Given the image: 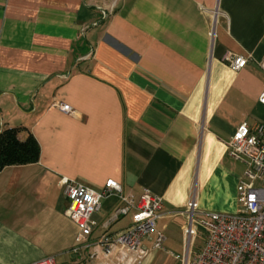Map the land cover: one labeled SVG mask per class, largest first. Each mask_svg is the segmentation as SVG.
I'll list each match as a JSON object with an SVG mask.
<instances>
[{
  "label": "crops",
  "instance_id": "obj_1",
  "mask_svg": "<svg viewBox=\"0 0 264 264\" xmlns=\"http://www.w3.org/2000/svg\"><path fill=\"white\" fill-rule=\"evenodd\" d=\"M228 51L253 60L234 70ZM263 57L264 0H0V131L31 132L41 149L0 169V264L101 262L71 251L64 176L161 195L165 241L192 197L201 211L236 212L246 165L228 142L243 121L264 122ZM120 203L103 198L91 239L130 225L131 214L112 220ZM145 244L143 264H158Z\"/></svg>",
  "mask_w": 264,
  "mask_h": 264
},
{
  "label": "built area",
  "instance_id": "obj_2",
  "mask_svg": "<svg viewBox=\"0 0 264 264\" xmlns=\"http://www.w3.org/2000/svg\"><path fill=\"white\" fill-rule=\"evenodd\" d=\"M209 34L214 37V27ZM224 60L234 70L244 68L253 57L228 51ZM264 71V57L258 62ZM264 104V88L259 94ZM65 112H73L69 103H58ZM230 154L245 163L244 177L237 190L239 208L234 213L201 211L199 202L192 197L182 211L186 216L183 225L185 261L187 264H264V122L243 121L232 134L229 142ZM63 193L69 203L68 215L76 222L79 231L73 253L91 251V258H102L99 264H143L150 253L145 244L152 240V248H161L166 239L163 230L157 228V220L164 214L163 197L144 190L138 198L125 195L121 184L114 178L96 190L73 178L64 176L60 180ZM115 194L120 204L113 211L112 220L131 214V223L115 233H103L91 239L93 225L91 217L100 210L103 198ZM200 216L206 219L205 243L189 260L198 234ZM155 236L151 238V235ZM30 264H56L54 256H46Z\"/></svg>",
  "mask_w": 264,
  "mask_h": 264
},
{
  "label": "trees",
  "instance_id": "obj_3",
  "mask_svg": "<svg viewBox=\"0 0 264 264\" xmlns=\"http://www.w3.org/2000/svg\"><path fill=\"white\" fill-rule=\"evenodd\" d=\"M19 131L17 127H7L0 131V169L39 160L41 149L36 137L29 132L22 139Z\"/></svg>",
  "mask_w": 264,
  "mask_h": 264
},
{
  "label": "rangeland",
  "instance_id": "obj_4",
  "mask_svg": "<svg viewBox=\"0 0 264 264\" xmlns=\"http://www.w3.org/2000/svg\"><path fill=\"white\" fill-rule=\"evenodd\" d=\"M206 218L200 216L197 222L198 234L195 238L193 252H196L205 243L206 227L203 220ZM184 221L176 218L166 230L167 240L162 248L156 249L158 254V264H187L185 261V244L181 224ZM154 236V234H152ZM191 253L190 260H193L194 253Z\"/></svg>",
  "mask_w": 264,
  "mask_h": 264
}]
</instances>
